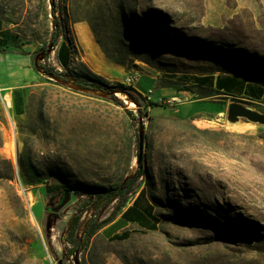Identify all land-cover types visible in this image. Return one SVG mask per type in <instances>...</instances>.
I'll list each match as a JSON object with an SVG mask.
<instances>
[{"label":"rangeland","instance_id":"374dc122","mask_svg":"<svg viewBox=\"0 0 264 264\" xmlns=\"http://www.w3.org/2000/svg\"><path fill=\"white\" fill-rule=\"evenodd\" d=\"M0 20L1 51L30 73L21 114L10 100L0 108V264H264V127L227 125L232 99L169 100L150 78L228 73L264 86V0H0ZM77 75L122 94L134 89L137 107L77 86ZM236 100L264 113V103ZM139 131L135 192L148 196L156 229L116 238L101 228L84 243L89 220L105 219L115 204L94 195H108L138 169ZM64 191L69 202L51 213ZM77 213L79 248L69 255Z\"/></svg>","mask_w":264,"mask_h":264},{"label":"crops","instance_id":"0c3cea01","mask_svg":"<svg viewBox=\"0 0 264 264\" xmlns=\"http://www.w3.org/2000/svg\"><path fill=\"white\" fill-rule=\"evenodd\" d=\"M4 32L5 27L0 20V39H3ZM18 57L16 54L5 55L0 51V108L4 106L5 99L10 100V107L15 109L14 91H17L18 96H21L22 90L26 87V77L30 76L29 69L22 70L16 66L18 65L17 62L19 64L22 62V59H17ZM25 60L29 62L28 58ZM69 61L70 55L68 53L64 58V63L68 65ZM150 78L158 83L161 92L168 95L167 99L169 100L176 97L186 99L188 103H219L223 105V102H216L214 99L216 96H224L232 100L264 103V86L233 74L172 73L170 77L163 78L160 75H152ZM161 84H165V87H162ZM170 91L176 94H170ZM153 95L154 92L152 91L149 96L150 99ZM232 100H228V102ZM153 107L158 106H151L150 112ZM224 110L223 106L222 110L217 111L224 112ZM157 224L158 221L152 209V204L146 193L140 188L133 195H129L124 208L102 230L108 232L111 237L117 238L130 232V228L153 231L156 229Z\"/></svg>","mask_w":264,"mask_h":264},{"label":"trees","instance_id":"16d2710c","mask_svg":"<svg viewBox=\"0 0 264 264\" xmlns=\"http://www.w3.org/2000/svg\"><path fill=\"white\" fill-rule=\"evenodd\" d=\"M55 7H56V5L54 3H52V15L55 14ZM53 24H54V30L52 33L51 43L56 44L57 37L59 34V29H58V22L56 21L55 17L53 18ZM3 43H4L3 39H0V51L2 50V48H4V46L2 45ZM62 51H64L65 55L67 56L68 51H67V48L63 44H61L60 47L58 48L57 57H58V54H60ZM1 52H3V51H1ZM58 62L63 67L67 66L64 63V58ZM35 64L38 67V69L42 73H44L45 75L56 77V78H64L65 77V75L63 73H58L51 67H47V66L41 65L39 63H35ZM74 83L81 88H89V89L101 91V92L107 93V94L111 93V91L114 90V89L110 88L108 85H106L104 82H102L101 80L89 77L87 75H77L74 78ZM124 92L132 101H134L135 103H138V99L140 98V95H138L134 91V89L125 88ZM111 98L117 104H122L116 99V97L111 96ZM13 101H14L15 113L21 114L20 110L18 108L20 106L19 103L21 101V97L18 96L17 91H14ZM149 112H150V110L147 112L148 116H149ZM127 113L130 116L132 115L131 111H128ZM137 144H138V139H137ZM141 176H142V171H141V161H140V163L138 164V169H137L135 175L132 178L126 180V182L122 186L116 188L114 191L110 192L108 195H101L99 193H96L94 195V199L103 200L102 202L105 204H109V203L114 202V201H115V204L113 206L111 213L105 219H103L99 222L96 221L95 219L89 220V222L86 224L85 229L83 231V234H84L83 242L84 243L87 242L98 230H100L105 225L110 223L115 218V216L122 210V208H124V206L126 205V203L128 201L129 195H133L135 193V184ZM45 192L52 194L50 192V188L47 185H45ZM88 205H89L88 202L83 203L84 207L88 206ZM79 219H80L79 213H77L73 216V218L71 219V222L69 224L67 234H66L67 241L71 245V248L68 251L69 255H72L74 252H77V250L79 248V245L75 239V233H76V230L78 227Z\"/></svg>","mask_w":264,"mask_h":264},{"label":"water","instance_id":"95a60500","mask_svg":"<svg viewBox=\"0 0 264 264\" xmlns=\"http://www.w3.org/2000/svg\"><path fill=\"white\" fill-rule=\"evenodd\" d=\"M35 67L38 69L36 64ZM225 123L229 126H236L241 123H250L251 125L254 126L264 127V113L255 110L252 107L240 101L232 100L229 101L226 106ZM142 148H143V132L139 131L137 164H139L142 159ZM69 200H70V193L68 191H64L60 203L55 207L50 206L49 211L54 214L58 213L69 202ZM76 254L77 252H75V255ZM74 264H78L77 259L74 260Z\"/></svg>","mask_w":264,"mask_h":264},{"label":"bare ground","instance_id":"6f19581e","mask_svg":"<svg viewBox=\"0 0 264 264\" xmlns=\"http://www.w3.org/2000/svg\"><path fill=\"white\" fill-rule=\"evenodd\" d=\"M111 94L114 95L115 97H117L120 101L123 102V104L125 105V109L127 110H133L135 109L136 103L134 101H132L125 93L122 94L120 91L118 90H113L111 91ZM180 98H172L173 101H179ZM14 145V144H13ZM6 154L8 156V158L10 159H15V153L12 147H8L6 150Z\"/></svg>","mask_w":264,"mask_h":264},{"label":"built area","instance_id":"2783aa9c","mask_svg":"<svg viewBox=\"0 0 264 264\" xmlns=\"http://www.w3.org/2000/svg\"><path fill=\"white\" fill-rule=\"evenodd\" d=\"M135 82H136V79L134 77H126L125 80H124L125 85H127L128 87H134ZM151 92H152L151 90H148L147 93H146V97L148 99H150L149 96H150Z\"/></svg>","mask_w":264,"mask_h":264},{"label":"flooded vegetation","instance_id":"af4514ba","mask_svg":"<svg viewBox=\"0 0 264 264\" xmlns=\"http://www.w3.org/2000/svg\"><path fill=\"white\" fill-rule=\"evenodd\" d=\"M53 198H54V197H53ZM61 199H62V197L59 196V197L57 198V200H56L55 202H53L52 207H55L56 205H58V204L60 203Z\"/></svg>","mask_w":264,"mask_h":264}]
</instances>
